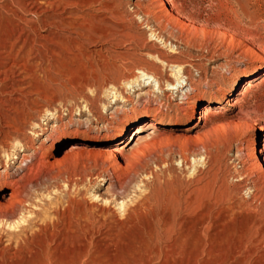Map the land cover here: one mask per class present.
<instances>
[{"label": "rangeland", "instance_id": "1", "mask_svg": "<svg viewBox=\"0 0 264 264\" xmlns=\"http://www.w3.org/2000/svg\"><path fill=\"white\" fill-rule=\"evenodd\" d=\"M0 76V264H264V0H0Z\"/></svg>", "mask_w": 264, "mask_h": 264}, {"label": "bare ground", "instance_id": "2", "mask_svg": "<svg viewBox=\"0 0 264 264\" xmlns=\"http://www.w3.org/2000/svg\"><path fill=\"white\" fill-rule=\"evenodd\" d=\"M141 71H143V72H141ZM139 72H141L142 75L148 74L144 70H139ZM151 75L154 76L153 73H151ZM171 83H172V86L174 87L173 81H171L169 79V84H171ZM181 91H182L183 95L187 96L188 93L184 92L183 88L181 89ZM197 108L198 107L196 105H193L189 108V112L191 114L200 113L199 116H202L205 113V111L207 109H209L207 104L202 105L200 111ZM4 118L5 117H3V119ZM10 119H11V117H10ZM5 120H6V118H5ZM13 122H14V120H13ZM145 123H147V122H145ZM104 126L108 129H110L111 131L115 132V134L120 135L124 131V124L123 123L106 122L104 124ZM6 128L7 129L0 130V143H2L6 137H10L12 135V133H20V131H21V128L17 127L15 122L14 123L8 122V124L6 125ZM138 129H139V127H135V131H137ZM116 140H117L118 144H125V142L127 141L126 138H122V137H119ZM263 160L264 159H261V156L259 155V149L257 148V145L254 144L253 157L250 159V165H251L250 171H251V173L257 174V177L264 174ZM27 161H29V160H27ZM34 166L35 165L32 164V167L31 168L29 167V169L33 170ZM20 180L21 179H18V180L13 181V182L10 181L11 185H13V191H11V193L9 194L10 195L9 199L7 198L8 201H5V202L0 201V226L1 225L5 226V224H8V223L10 226H15L17 223L20 222V219H17V217L15 216L17 214L19 207L22 206V204H23L22 200L19 198V194H22L19 192L20 191ZM123 183H124V181H123ZM22 187H23V185H22ZM23 201H24V199H23ZM84 220H85L84 222L86 225H84L83 228H86V229L89 227L90 228L91 227H97L99 225L98 222H101L100 219L96 215L95 216H89L88 214L86 215V218ZM0 234H1V231H0Z\"/></svg>", "mask_w": 264, "mask_h": 264}]
</instances>
